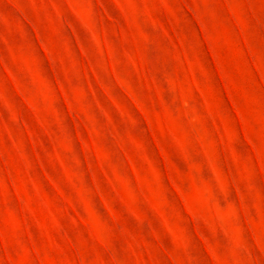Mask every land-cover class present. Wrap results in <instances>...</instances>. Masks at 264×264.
<instances>
[{
	"label": "rangeland",
	"instance_id": "rangeland-1",
	"mask_svg": "<svg viewBox=\"0 0 264 264\" xmlns=\"http://www.w3.org/2000/svg\"><path fill=\"white\" fill-rule=\"evenodd\" d=\"M0 264H264V0H0Z\"/></svg>",
	"mask_w": 264,
	"mask_h": 264
}]
</instances>
